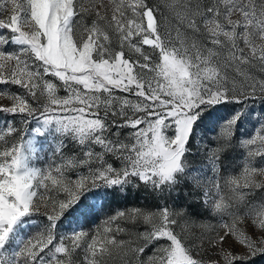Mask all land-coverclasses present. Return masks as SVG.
<instances>
[{"label": "snow or ice", "instance_id": "1", "mask_svg": "<svg viewBox=\"0 0 264 264\" xmlns=\"http://www.w3.org/2000/svg\"><path fill=\"white\" fill-rule=\"evenodd\" d=\"M0 264H264V0H0Z\"/></svg>", "mask_w": 264, "mask_h": 264}, {"label": "rangeland", "instance_id": "2", "mask_svg": "<svg viewBox=\"0 0 264 264\" xmlns=\"http://www.w3.org/2000/svg\"><path fill=\"white\" fill-rule=\"evenodd\" d=\"M0 103H7V101H0Z\"/></svg>", "mask_w": 264, "mask_h": 264}]
</instances>
